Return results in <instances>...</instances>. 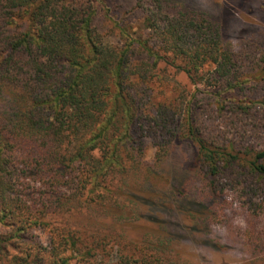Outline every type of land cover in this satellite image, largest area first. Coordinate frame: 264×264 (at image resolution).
Returning a JSON list of instances; mask_svg holds the SVG:
<instances>
[{
  "label": "trees",
  "instance_id": "obj_1",
  "mask_svg": "<svg viewBox=\"0 0 264 264\" xmlns=\"http://www.w3.org/2000/svg\"><path fill=\"white\" fill-rule=\"evenodd\" d=\"M175 142L215 205L233 188L264 206V40L226 45L174 0H0V264H182L172 239L118 226L149 206L129 177L146 191Z\"/></svg>",
  "mask_w": 264,
  "mask_h": 264
},
{
  "label": "rangeland",
  "instance_id": "obj_2",
  "mask_svg": "<svg viewBox=\"0 0 264 264\" xmlns=\"http://www.w3.org/2000/svg\"><path fill=\"white\" fill-rule=\"evenodd\" d=\"M174 1L183 7L208 12L219 24L226 45L236 48L243 41L264 40V0ZM106 2L131 8L136 0ZM101 18L100 27H103L107 39L115 43L117 37ZM138 24L135 20V29ZM162 67L163 64L159 66ZM166 67V74L180 82L188 92L195 89L185 74L176 72L174 67ZM152 156L154 148L150 147L147 159L151 163ZM156 171L159 179H151L146 191L141 188V181H136L133 176L128 179L130 184L137 186L136 195L141 203H144L142 197L149 203L144 210L139 208V218L119 222L118 226L126 230L129 238L146 241H152L153 236L170 238L173 253L181 251L182 264L186 261L187 264H264V206L257 203L247 205L233 188L226 192L228 201L223 202L226 209L220 204L215 205L206 194V183L194 150L186 143L175 142ZM174 186L183 189L184 193L174 195L171 191ZM105 217L104 213L97 211L79 219L96 227V223H107Z\"/></svg>",
  "mask_w": 264,
  "mask_h": 264
}]
</instances>
